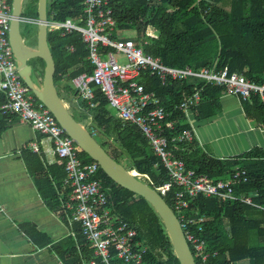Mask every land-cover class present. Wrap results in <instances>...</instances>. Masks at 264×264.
<instances>
[{"label": "trees", "instance_id": "16d2710c", "mask_svg": "<svg viewBox=\"0 0 264 264\" xmlns=\"http://www.w3.org/2000/svg\"><path fill=\"white\" fill-rule=\"evenodd\" d=\"M82 1L48 0L47 20L82 19ZM110 6L116 21L117 37L133 40L145 54L158 58L166 66H188L193 70L226 67L229 73L242 74L256 84L264 82V0H161L153 4L148 0H110ZM36 10L37 0H30L21 17L37 19ZM28 25L20 33L27 41L25 44L30 46L35 43L37 29L34 30L33 26L37 25ZM147 26L155 29L157 38L145 36ZM145 38L149 43L143 45L141 42ZM47 42L54 61L56 90L62 100L71 102L72 96L77 97L71 79L80 73L92 72L84 44L77 32L61 36L59 32L49 31ZM28 64L32 67V80L41 83L44 62L32 59ZM146 90L160 98L161 105L169 114L168 120L174 123L173 130L167 133L168 148L174 156L181 159L187 169L212 180L229 177L236 167L244 169L247 181L234 188L235 194L250 196L254 205L264 208V149L252 148L235 157L218 159L204 151L195 136L190 142L172 141L182 131L191 129L184 113L177 109L181 100L199 91L200 101L191 112L197 121L207 119L220 111L223 88L204 85L196 79L169 81L161 85L157 79L146 77ZM5 101L4 94L0 92V106ZM93 101L95 107L89 109L84 101L78 99L72 110L79 119L72 116L85 124L96 141L127 171L147 175L153 187L166 183L167 172L140 131L114 117L98 88H93ZM240 101L246 118L255 127L264 129V101L259 95L251 94L247 100ZM15 120L16 117L0 114V134ZM79 155L84 163L93 161L82 151ZM22 156L42 201L66 224L64 201L68 190H62L65 177L63 162L58 160L44 165L41 157L29 149H23ZM98 176L111 212L133 227L137 232L136 240L146 246L141 264H179L153 208L140 196L114 183L100 168ZM139 179L146 182L142 177ZM173 192L174 188L163 198L169 207H172ZM190 207L195 210L194 216L205 218L201 224L202 237L208 248L217 252L212 264H238L244 260L248 264H264V210L241 202L203 196L197 197ZM21 227L37 246L51 243L31 224H21ZM51 250L62 264H82L94 258L78 231L52 244ZM96 261L101 264L98 259ZM195 262L202 264L198 258ZM112 263L124 264L116 259Z\"/></svg>", "mask_w": 264, "mask_h": 264}, {"label": "built area", "instance_id": "2783aa9c", "mask_svg": "<svg viewBox=\"0 0 264 264\" xmlns=\"http://www.w3.org/2000/svg\"><path fill=\"white\" fill-rule=\"evenodd\" d=\"M148 1L153 4L161 0ZM9 2L10 0H0V92L6 100L0 106V114L16 117L20 122L28 124L51 144V154L63 162V189L68 190L64 201L66 225L71 235L75 231L82 235L94 256L82 264H98L96 259L101 264H113V259L124 264H141L146 246L136 240V230L107 206L106 193L98 176L99 165L94 161H82L79 155L81 150L19 77L8 42L11 18ZM81 6L82 19H66L63 22L48 20L47 24L48 32H59L61 36L79 33L84 44L86 60L92 67V72H83L71 79V86L77 93L76 103L79 99L89 109H93V88H98L114 111V117L140 131L165 168L168 181L153 187L147 175L132 171L146 179L145 183L162 198L174 188L170 209L179 222L193 259L195 261L198 258L202 264H212L217 252L210 250L202 237L201 224L205 218L193 215L195 210L190 206L195 199L199 196L214 197L228 202L245 203L261 210L264 208L254 205L250 196L235 194L234 188L247 181L244 169L236 167L229 177L212 180L187 169L184 162L174 156L168 148L167 137V133L173 130L174 123L168 120L169 114L161 105L160 98L154 92L146 90V77L157 79L161 85L169 81L196 79L204 85L221 87L224 94L240 100H247L251 94H258L263 101L264 82L256 84L242 74L229 73L226 67L220 70L215 66L193 70L188 66H166L158 58L145 54L142 47L133 40L117 37L110 0H83ZM20 23L37 25L38 20L21 17ZM144 34L148 38H157L152 26H147ZM141 43L146 45L149 40L145 38ZM69 50L72 51L73 48L70 47ZM118 56L124 57L126 63H120ZM199 101V91H195L184 97L177 109L188 120L192 107ZM190 128L182 131L172 141H192L194 132L191 126ZM29 149L38 152L35 142L30 144Z\"/></svg>", "mask_w": 264, "mask_h": 264}, {"label": "crops", "instance_id": "0c3cea01", "mask_svg": "<svg viewBox=\"0 0 264 264\" xmlns=\"http://www.w3.org/2000/svg\"><path fill=\"white\" fill-rule=\"evenodd\" d=\"M220 105L217 115L207 119L197 121L192 112L189 114L188 122L199 146L218 159L235 157L252 148L264 149V129L246 118L240 99L223 94ZM34 142L38 152L29 149ZM23 149L38 154L44 165L58 161L51 154V144L18 119L0 134V264H62L51 245L71 236L69 228L39 196L27 172ZM25 223L51 243L37 246L22 230Z\"/></svg>", "mask_w": 264, "mask_h": 264}, {"label": "water", "instance_id": "95a60500", "mask_svg": "<svg viewBox=\"0 0 264 264\" xmlns=\"http://www.w3.org/2000/svg\"><path fill=\"white\" fill-rule=\"evenodd\" d=\"M22 2L23 0L11 1V18L8 28V42L19 77L31 93L49 110L76 146L96 162L108 178L118 186L140 196L153 208L165 229L178 263L195 264L179 222L163 198L139 179L133 171H127L116 162L85 126L72 116L59 97L53 81L54 61L47 42V0H37V32L35 43L30 46L25 44L20 33ZM32 59H41L44 62L41 83H35L31 78L32 67L28 62Z\"/></svg>", "mask_w": 264, "mask_h": 264}, {"label": "rangeland", "instance_id": "374dc122", "mask_svg": "<svg viewBox=\"0 0 264 264\" xmlns=\"http://www.w3.org/2000/svg\"><path fill=\"white\" fill-rule=\"evenodd\" d=\"M29 1H30V0H23V2H22V7H21V13H23V12L25 11V7H26V5H27V3H28ZM47 1H48V0H47ZM26 25H28V24H23V23H21V24H20V30H21V31H24V28H25ZM28 26H30V25H28ZM31 26H33V25H31ZM33 28H34V30L37 29V27H35V26H33ZM23 40H24V42H27L25 38H23ZM117 60H118L120 63H122V64L126 63V59H125L124 57H122V56H120V57L118 56V57H117ZM63 102H64L65 105L67 106L69 112H70L75 118L79 119L77 113L74 112V110H72V109H74V107H76V106H75V105H76V103H75V98L72 96V101H71V102H70V101L65 102L64 100H63ZM108 110H109L112 114L114 113V111H113L110 107H108ZM84 125H85V124H84ZM85 126H86V125H85Z\"/></svg>", "mask_w": 264, "mask_h": 264}]
</instances>
